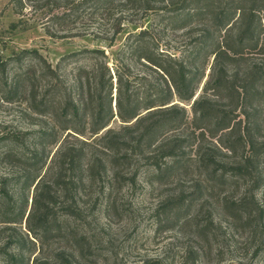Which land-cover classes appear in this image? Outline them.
Wrapping results in <instances>:
<instances>
[{"label":"trees","instance_id":"16d2710c","mask_svg":"<svg viewBox=\"0 0 264 264\" xmlns=\"http://www.w3.org/2000/svg\"><path fill=\"white\" fill-rule=\"evenodd\" d=\"M9 4L19 19L45 12L41 28L51 38L97 45L55 65L26 49L2 61L0 50V65L12 63L8 94H22L35 126L0 133V164L10 169L0 175V227L19 229L0 264L95 261L106 243L94 241L88 220L114 211L116 192L138 183L175 187L151 210L156 231L191 229L208 242L223 219L228 231L258 237L252 258L264 252L254 197L264 186V0ZM176 31L187 36L182 49L167 37ZM202 251L184 248L183 264Z\"/></svg>","mask_w":264,"mask_h":264},{"label":"rangeland","instance_id":"374dc122","mask_svg":"<svg viewBox=\"0 0 264 264\" xmlns=\"http://www.w3.org/2000/svg\"><path fill=\"white\" fill-rule=\"evenodd\" d=\"M9 3L10 0H0L2 61L11 57L13 53L26 49L38 51L47 62L55 65L59 57L64 54L97 45L88 37L58 38L63 35L58 33L57 38H51L45 35L41 28L45 12L28 9L24 17L19 19L13 14ZM167 37L178 49H182L187 41V36L178 31L169 33ZM122 40L123 35L117 39L116 47L122 43ZM11 64L8 63L4 68L3 65H0V133L6 131L17 134L21 131L34 130L35 126H33L34 117L27 111L26 105L21 100L22 94L12 95L11 98L8 94L10 74L7 72L9 69L8 73H10ZM41 121L42 124L45 122V120ZM9 171L8 167L0 164V175ZM139 180L142 181V176H139ZM174 191L175 187L168 186L152 191L141 183H138L135 188L126 186L117 191L115 210L108 214L98 211L93 214L94 217L88 220L89 225H86L96 234L94 241L102 240L106 243L100 250L98 258L95 261L91 258L76 259L72 264H183L185 260L183 250L189 246L193 249L201 248V251L203 249V254L197 259L196 264H236L238 262L264 264V252L258 257L252 258L253 249L259 240L258 237L253 235L254 238L250 239L249 230L241 228L228 231L223 219H221L220 226L217 224L213 227L215 231L211 232L208 242H199L195 238L193 239L194 234L191 229L185 231L187 234L167 231L162 226L156 231L150 218L151 210L157 206L162 196ZM30 196L31 193H27V197L30 198ZM254 197L263 213L260 229H264V186L254 191ZM207 210H209V205L205 207L201 216H205ZM213 217L215 221L221 218L218 211H215ZM2 228L0 227V255H2V245L9 237L15 236L19 232L18 228L9 230ZM21 230H24L23 226ZM186 236H190L191 240ZM61 245L71 249L67 242H63ZM61 245L57 242L51 244L52 248ZM67 251L69 252V250ZM49 255L50 250L45 252V256ZM189 257L191 256L186 258L187 261H191Z\"/></svg>","mask_w":264,"mask_h":264}]
</instances>
